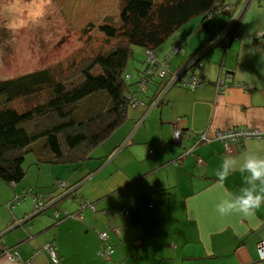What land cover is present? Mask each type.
Listing matches in <instances>:
<instances>
[{
	"label": "crops",
	"instance_id": "1",
	"mask_svg": "<svg viewBox=\"0 0 264 264\" xmlns=\"http://www.w3.org/2000/svg\"><path fill=\"white\" fill-rule=\"evenodd\" d=\"M198 18L191 27H181L163 51L187 36L183 53L169 60V68L178 71L195 51L219 42L206 51L202 67L191 69L205 85L169 89L138 126L141 109L129 108L120 126L90 152V159L80 160L82 155L74 151L56 160L42 142V153L29 159L19 182L0 180V247H12L19 255L17 261L2 255L0 264H258L264 205L251 220L238 214L220 216L216 205L222 191L216 173L225 156H264V138L231 144L229 154L219 141L201 142L192 152L203 163L190 155L177 164L168 161L195 143L193 137L180 146L171 143L175 127L187 130L186 135L230 127L264 129V0L249 1L234 29L216 38L214 21L200 27ZM220 71L231 76L227 87L216 90ZM150 147L156 153L152 158ZM247 175L231 173L224 190L238 193L247 186ZM61 181L66 188L74 186L73 196L67 195L73 199L59 198ZM257 187L264 185L257 182ZM75 192L94 208H81ZM40 196L45 209L22 222L35 212L34 197ZM25 200L29 202L20 205ZM125 205L126 217L119 210ZM102 232L112 248L108 256L99 255ZM47 244L58 262L39 251Z\"/></svg>",
	"mask_w": 264,
	"mask_h": 264
},
{
	"label": "trees",
	"instance_id": "2",
	"mask_svg": "<svg viewBox=\"0 0 264 264\" xmlns=\"http://www.w3.org/2000/svg\"><path fill=\"white\" fill-rule=\"evenodd\" d=\"M240 1L237 0V3ZM249 1L251 0H244L240 14ZM119 4L118 20L115 23L108 20L97 27L107 39L113 41V44L108 50H99L95 53L92 61L82 68L78 82L67 85L50 69L0 81V180L13 184L24 177V152L38 140L44 142L43 145L51 151L56 160L74 151L82 155L80 160H85L97 145L120 126L129 108L141 109V115L135 122V126H138L154 107L163 102L169 89L179 85L192 90L191 87L184 85L185 77L197 79L196 87L205 85V79L199 74L191 73V69L202 67V58L206 51L219 45V42L198 49L183 69L172 71L169 68V59L183 53L187 36L178 38L162 59L165 61V67L160 66L162 75L155 69L148 72V66L154 64L147 61L146 69L140 74L135 88H129L122 73L132 55L131 46L144 48L146 56L148 51L155 54L160 46L191 18L200 16L202 18L200 27L212 25L215 16L229 11L230 5L226 0H120ZM234 27L235 25L230 31ZM213 34L216 38L217 32L213 31ZM180 39L184 41L181 43ZM173 48H178L176 53L171 52ZM228 73L219 72L217 81L214 82L216 90L228 86V79L231 76ZM174 74L179 75L173 77ZM43 89H48V96L44 101L25 110H18L12 106L13 101L26 99ZM98 94L100 100L94 98ZM79 104L81 111H78ZM44 116H50L53 122L36 130L26 127V124ZM180 120V117L176 118L177 122ZM226 129L229 128L203 130L200 133L186 135L187 130L175 127L171 132V143L180 146L190 137L194 138L195 143L168 162L177 164L185 156L190 155L195 157L197 164L203 163V160L192 151L199 143L211 140L219 141L223 145V151L229 154L225 143L212 135L215 130ZM175 130L180 131L178 141H173ZM127 142H122L116 150H120ZM153 148L147 149L151 158L156 154ZM123 208L127 210V213L123 214L126 217L128 205ZM119 210L121 212L122 208ZM262 240L264 239L260 241ZM8 249H11V252L16 251L9 246ZM2 255L3 250L0 247V256Z\"/></svg>",
	"mask_w": 264,
	"mask_h": 264
},
{
	"label": "rangeland",
	"instance_id": "3",
	"mask_svg": "<svg viewBox=\"0 0 264 264\" xmlns=\"http://www.w3.org/2000/svg\"><path fill=\"white\" fill-rule=\"evenodd\" d=\"M119 3L120 0H0V81L50 69L67 85L78 82L82 68L92 61L95 53L108 50L113 44L97 27L108 20L113 23L118 20ZM226 3L230 5L229 11L213 18L216 27L212 30H218L217 35L221 36L236 22L244 0L239 4L237 0H226ZM189 21L183 26L191 27L193 21L199 22L200 18L193 17ZM88 24L92 26L89 27ZM178 35L179 31L170 36L155 53L159 64L169 52L163 50ZM131 50L132 55L127 60L122 76L129 88H135L140 74L146 69L147 56L142 47L131 46ZM154 65L148 66V72L155 69L161 73V67ZM47 96L48 89H43L11 104L18 110H25L44 101ZM94 98L100 100V94ZM78 111H81V104L78 105ZM51 122L53 120L50 116H44L26 124V127L36 130ZM42 142L38 140L24 152L25 167L30 158L35 160L37 154L42 153L39 150ZM77 194L75 192L74 196ZM70 196L65 199H73ZM25 202L26 200L20 205L29 201ZM30 204V211H33L31 200Z\"/></svg>",
	"mask_w": 264,
	"mask_h": 264
},
{
	"label": "clouds",
	"instance_id": "4",
	"mask_svg": "<svg viewBox=\"0 0 264 264\" xmlns=\"http://www.w3.org/2000/svg\"><path fill=\"white\" fill-rule=\"evenodd\" d=\"M235 171L247 173L246 185L238 193L233 194L224 190V182L229 175ZM216 176L217 187L222 191V198L216 205V211L220 216L226 217L238 214L244 220H251L255 217L256 211L264 205V156L256 152H248L243 158L236 156H225L222 159L220 169Z\"/></svg>",
	"mask_w": 264,
	"mask_h": 264
},
{
	"label": "built area",
	"instance_id": "5",
	"mask_svg": "<svg viewBox=\"0 0 264 264\" xmlns=\"http://www.w3.org/2000/svg\"><path fill=\"white\" fill-rule=\"evenodd\" d=\"M184 41V39L181 40V43ZM178 48H173L171 50L172 53H176ZM147 61L149 63H152L158 66L163 65L165 67V61L162 60L159 64V62L157 61V57L155 54H153L152 52L148 51L147 52ZM163 74V71H161V75ZM179 74H176V76ZM175 76V74L173 75V77ZM175 76V77H176ZM197 79L195 78H190V77H185V80L183 81L184 85H187L189 87H191V89L195 88L197 85ZM213 137L220 139L221 141H223L225 143V148L226 151L230 152V143H238V142H244L246 140L249 139H261L264 138V129H256V128H249V127H231L229 129L226 130H215L212 132ZM179 136H180V131L179 130H175L173 133V141H178L179 140ZM66 182L65 181H61L59 183V186L61 187V194H64L66 192H71L72 187L70 188H66ZM72 188V189H71ZM72 194V192H71ZM76 199L79 201V205L81 206V208L84 207H90V208H94V204L89 202L88 200H85L81 197H76ZM43 198L40 197H34V209L35 212L39 211L41 209H43L45 207V204L43 203ZM122 214H126L127 210L126 208H122L121 210ZM99 239L101 241L102 247L101 250L99 252V255L101 256H108L112 253V248L111 246L108 245L107 239V233L106 232H102L99 233ZM1 249L3 250V255L8 256V258L11 261H17L19 259V255L16 251L11 252V249H8L7 247H1ZM257 250H258V264H264V240L260 241L257 245ZM39 251H46L49 253L51 260L54 262H58V258L56 255V252L53 248V246L51 244H47L42 246ZM123 264V263H120Z\"/></svg>",
	"mask_w": 264,
	"mask_h": 264
},
{
	"label": "water",
	"instance_id": "6",
	"mask_svg": "<svg viewBox=\"0 0 264 264\" xmlns=\"http://www.w3.org/2000/svg\"><path fill=\"white\" fill-rule=\"evenodd\" d=\"M229 30H230V28L228 29V31H229ZM228 31H227V32H228ZM227 32H226V33H227ZM74 189H75V188H74ZM74 189H72L71 192H73ZM71 192H66V193H64V194H61L59 198L62 199V197L67 196V195H70ZM59 200H60V199H59ZM57 201H58V200H57ZM44 209H45V208H44ZM44 209H41V210H39V211L34 212L32 215H30L28 218L24 219L22 222L27 221L30 217L35 216L37 213H40V212L43 211ZM20 224H21V223H19V224H17V225H20Z\"/></svg>",
	"mask_w": 264,
	"mask_h": 264
}]
</instances>
